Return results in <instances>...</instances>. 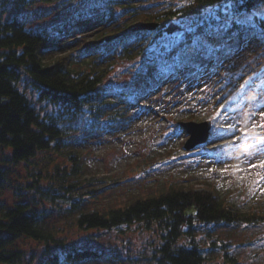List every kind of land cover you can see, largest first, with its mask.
Here are the masks:
<instances>
[{"label":"rangeland","instance_id":"rangeland-1","mask_svg":"<svg viewBox=\"0 0 264 264\" xmlns=\"http://www.w3.org/2000/svg\"><path fill=\"white\" fill-rule=\"evenodd\" d=\"M107 2L52 0L13 6L11 1L2 0L0 18H20L29 28L51 30L64 21H82L84 16H93L103 8H110ZM169 2L171 0H134L140 9L153 12L168 8L171 5ZM115 9L119 10L117 7ZM210 10L212 8L208 12ZM262 13L264 4L239 16L229 14V17L235 16L236 19H229L227 24L225 17L219 22L212 15L216 17L217 25H211L205 34L193 40V46L187 47V56L189 59L200 56L204 51H198L200 41L209 49L224 48L227 42L215 37L218 26L225 29L228 24L239 23L245 18H252L254 23L242 24L250 27L259 25V17H264ZM127 18L130 19L129 16ZM90 20L94 21L87 19L79 22L65 40L73 41L78 37L83 44V39L90 38L103 28L101 24H86ZM173 21L184 26L179 19ZM180 33L161 34L151 47L171 50L170 44L179 38ZM74 46L65 44L61 48H54L47 52L46 57L67 53ZM163 53L151 63L146 62L143 56L136 60L118 59L103 79L102 88L117 94L112 96L115 102L124 99L116 103V108H126L122 109L128 115L126 120L109 122L108 111L96 120L98 115L86 107L81 115L70 120L63 118L65 120L59 122L63 126L65 146L60 151L53 150L47 158L43 154L36 156L35 163L28 165L7 161L8 154L0 149V168L6 176L0 187V203L10 207L18 202H26L33 211L41 213L43 221L52 228L60 229L65 245L100 250L102 253V256L77 264H155L151 256L158 241L157 231L140 230L135 226L121 230L83 231L74 226L71 220L78 210L122 205L137 196L154 194L171 181H182L198 188L215 186L244 210L259 211L264 208V179L260 178L264 176V167L259 166L264 161V147L259 144L262 141L258 137L249 136L264 133V93L253 94L245 103L242 97L241 100L237 98L242 81L254 75L259 78V71L264 68V46L256 37H244L238 47L221 52L217 60L215 56L214 60L212 56L204 54L206 59L202 62L203 66L190 69L187 65L161 78V71L165 73L167 66L175 62L172 58H164ZM182 53L185 54L179 50L174 56L179 58ZM213 62L218 63L215 69ZM145 73V77L148 74L157 75L160 80L154 88L141 92ZM20 87L26 90L27 96L41 113L58 114L57 108L37 99L28 75L23 74ZM133 96L137 100L131 102L129 98ZM207 120H211L207 141L185 148L191 133L181 123ZM66 150H73V156L77 154L81 159L82 175L78 179L80 185L75 189L79 193H74L72 199L58 195L59 206H55L45 200L40 192L29 187L28 182L36 179L30 175L40 167L44 169L52 168L56 163L66 164L69 156ZM4 159L6 162H3ZM252 164L257 167H250ZM92 189L102 191L95 198L84 194L85 200L72 205L80 192ZM195 239L200 246L208 247L211 251V264H229L224 257L225 250L239 264H264V222L201 223L195 232ZM183 241L179 239L177 243ZM17 246L24 252L26 260L23 264H42L47 257L43 245L28 238H20ZM61 256L64 255L61 253Z\"/></svg>","mask_w":264,"mask_h":264},{"label":"trees","instance_id":"trees-1","mask_svg":"<svg viewBox=\"0 0 264 264\" xmlns=\"http://www.w3.org/2000/svg\"><path fill=\"white\" fill-rule=\"evenodd\" d=\"M9 1L13 6H28L36 1L48 3L52 0ZM226 3L229 4L228 13L225 12ZM168 4H171L168 8L153 12L140 9L134 0H108L107 6L110 5V8L83 17L82 21L94 19L86 22L88 25L103 26L95 35L83 39V44L78 37L73 41L65 40L72 34L71 30L82 22L77 19L64 21L50 30L29 28L20 18H0V149L8 154L7 161L28 165L35 163L36 156L40 154L47 158L53 150L60 151L65 142L63 126L59 122L65 120L63 118L70 120L81 115L86 107L98 115L96 120L106 115L107 111L109 122L126 120L128 115L122 111L126 108H116V103L124 99L115 102L112 96L117 94L106 92L101 85L118 59L136 60L143 56L146 62L151 63L164 52V58L175 60L167 66L165 73L161 71V78H164L177 68L203 66L207 54L213 59L215 56L217 60L221 52L238 47L244 37H256L264 46V17H259V25L252 27L241 22H232L225 29L218 26L215 37L227 42L224 48L209 49L200 41L198 51L204 49L200 56L189 59L186 54L187 47L193 46L197 36L205 34L211 25H217L216 17L221 22L226 15L239 16L264 4V0H171ZM209 8L212 10L208 12ZM173 19H179L184 26ZM153 23L156 24L154 28L141 27ZM172 25L174 28L169 31ZM179 31V38L170 44V48L168 46L171 50L151 47L161 34L171 35ZM218 33L221 35L218 36ZM65 44L75 46L67 53L46 57L49 50ZM179 50L185 54H179L177 58L174 55ZM217 64L213 62L212 67L215 69ZM23 74L28 75L37 99L57 108V115L43 114L35 106L26 90L20 87ZM146 75L142 76L141 92L154 88L160 80L157 75ZM257 76L242 81V88L237 92L238 100L242 97L245 103L253 94L264 93V68L259 71L258 79ZM255 136L259 137L264 147V133ZM67 153L66 164L56 163L52 168L44 169L40 167L30 175L36 179L28 182L29 187L40 192L45 200L55 206H59L58 195L72 199L77 192L76 187L80 185L81 159L77 154L73 156V150ZM1 170L0 187L6 179L4 170ZM101 191L92 189L80 192L72 205L85 200L84 194L95 198ZM71 221L83 231L121 230L134 226L140 230L157 231L158 241L151 256L155 264H211V251L208 247L200 246L195 239L199 224L264 222V208L259 211L244 210L215 186L198 188L182 181H171L154 194L137 196L122 205L78 210ZM20 238L43 245L47 257L42 264H77L102 256L100 250L65 245L60 229L52 228L43 221L41 213L33 211L28 203L18 202L10 207L0 203V264H23L26 260L24 252L17 246ZM179 239L184 241L178 244ZM223 253L227 263L239 264L226 250Z\"/></svg>","mask_w":264,"mask_h":264},{"label":"water","instance_id":"water-1","mask_svg":"<svg viewBox=\"0 0 264 264\" xmlns=\"http://www.w3.org/2000/svg\"><path fill=\"white\" fill-rule=\"evenodd\" d=\"M156 26V24H144L143 26H141L142 28H154ZM170 30L172 31L174 26H170ZM183 126L187 129V131L189 133H191V137L187 140L185 147L188 148H192L194 147L196 144L203 142L207 139L208 135H209V130L211 127V121L207 120V121H203V122H183Z\"/></svg>","mask_w":264,"mask_h":264},{"label":"snow or ice","instance_id":"snow-or-ice-1","mask_svg":"<svg viewBox=\"0 0 264 264\" xmlns=\"http://www.w3.org/2000/svg\"><path fill=\"white\" fill-rule=\"evenodd\" d=\"M224 7H225V12L228 13V11H229V4L226 3ZM262 14H264V13H262ZM229 19H231V20L234 21L236 18H235V16L229 17V16L226 15V17H225V24H227V23L229 22ZM240 22H241V23H247V24H252V23H254V21H253L252 18H245V19L241 20ZM262 126H264V125H262ZM259 166H260V167H264V161H261ZM250 167L255 168V167H257V165L252 164V165H250ZM238 170H239V169H238ZM258 175H259V174H258ZM260 178H261V179H264V176H262V177H260ZM262 191H264V189H262Z\"/></svg>","mask_w":264,"mask_h":264}]
</instances>
